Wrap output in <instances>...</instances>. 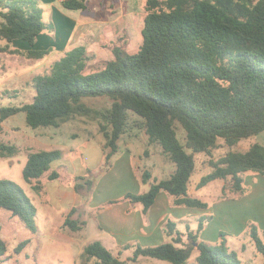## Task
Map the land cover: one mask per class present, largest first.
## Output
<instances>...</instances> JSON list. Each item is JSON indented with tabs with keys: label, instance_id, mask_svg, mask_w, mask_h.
Returning <instances> with one entry per match:
<instances>
[{
	"label": "trees",
	"instance_id": "1",
	"mask_svg": "<svg viewBox=\"0 0 264 264\" xmlns=\"http://www.w3.org/2000/svg\"><path fill=\"white\" fill-rule=\"evenodd\" d=\"M39 4V0H0V39L7 42L1 51L33 59L51 53L53 47H10L17 40L36 44L46 27ZM62 6L86 10L88 0H63ZM145 9L142 45L137 52L115 46L113 59L90 70L87 47L69 49L53 63L50 72L34 78L36 94L31 102L0 107V124L19 112L25 113L27 126L34 130L59 128L78 116L100 120L107 139L103 149L109 169L112 157L120 150V139L128 132L130 116L141 119L148 146L158 145L159 153L174 169L165 178L145 170L142 181L150 184L148 191H129L107 204L124 200L141 203L146 214L164 191L173 205L207 209L209 203L190 190L199 154L208 156L211 171L201 177L198 189L222 180L221 198L249 193L245 175L253 172L264 176V145L255 142L245 151L228 150L217 159L214 151L264 131V0H146ZM88 97H108L112 105L95 109L84 102ZM19 152L15 143H0V157ZM145 153L148 155L149 149ZM61 158L60 149L29 151L23 168L25 180L36 181V190L44 189V178H62L59 170L52 169V163ZM64 183L89 199L96 186L95 171L88 167L84 175ZM0 207L18 216L32 233L37 232L38 208L20 184L0 179ZM77 211V207L72 208L65 221L72 231L87 223L74 217ZM212 217H201L198 230L188 228L186 232L169 218L165 232L170 241L136 245L127 259L116 256L101 241H92L81 255L82 264H128L140 256L173 264H242L238 253L229 250L226 234L221 232L217 244L200 240L205 222ZM248 234L264 264V229L252 224ZM31 241H21L15 251H23ZM195 250V262L190 263ZM8 252V242L0 232V262L7 259Z\"/></svg>",
	"mask_w": 264,
	"mask_h": 264
},
{
	"label": "rangeland",
	"instance_id": "2",
	"mask_svg": "<svg viewBox=\"0 0 264 264\" xmlns=\"http://www.w3.org/2000/svg\"><path fill=\"white\" fill-rule=\"evenodd\" d=\"M92 1H100L102 6L98 14L100 28L97 33L90 32V35L82 39L81 43L83 42V45L87 47L88 54L91 56L89 69L96 70L102 68L104 63L110 60V56L113 55L112 59L114 58L112 50L115 46H122L131 53L139 50L143 39L142 29L146 15V0ZM39 2L43 12L42 20L46 24L45 31H47L52 27L50 9L43 3V0H39ZM107 17L116 26L117 30L114 33L106 32L103 29L102 21L103 18ZM104 28L106 29V27ZM74 42L76 43V41ZM6 45L7 42L0 39V48H4ZM10 47L15 48V45L11 44ZM63 55L61 51L54 52L53 49L45 58L33 59L0 50V107L20 106L31 102L36 94L34 78L39 74L50 72L53 63ZM84 102L90 107L101 110L110 108L112 105V100L108 97H88L84 99ZM25 117L24 112H19L0 124V143L10 142L20 147V152L17 155L6 158L0 157V179L7 178L17 182L33 200L38 208L36 216L37 233H32L18 216H14L9 210L0 207V232L9 245L8 257L0 264H74L76 255L80 254L79 246L69 238L73 235L70 228L61 227L66 216L64 213L56 211L50 202L46 189V183L49 180L44 178V189L36 190L33 187L36 181L33 184L27 182L23 176V168L29 151L60 148L63 153H68L69 150L73 152V149L76 148L75 158L79 157L77 160L84 161L86 166L87 158H84L82 151L87 149V138H95L96 142L98 139L100 141L98 144L102 149L101 141L105 143L107 139L101 130L100 120L91 117L78 116L65 122L59 128L49 127L35 130L27 126ZM139 122L141 119L134 115L130 116L128 132L119 141L121 151L117 156L120 157L121 153L129 151L139 176H142L145 170L150 169L159 178H165L174 167L159 153L158 145L148 146L145 129L141 127ZM179 135L183 138L181 129H179ZM255 142L264 145V131L257 136L241 140L233 147L224 145L216 149L214 157L217 159L228 150L245 151ZM146 149H149L148 155L145 153ZM107 150L109 151L110 148ZM117 156L115 158H118ZM197 157L198 166L192 176L190 190L192 194L207 201L210 209L200 208L202 212L197 216L186 217L185 222L191 230L196 231L198 230L199 219L212 215V219L205 222V227L200 232L201 235L205 230V241L217 244L222 239L221 235L226 234L229 250L238 253L242 264H263V258L257 253L248 234V229L252 224H256L261 230L264 229V176L253 172L247 173L245 182L250 186L249 193L221 198L224 184L222 180L211 181L198 189V182L204 174L211 171V167L208 163V156L199 154ZM103 159L102 165L94 169L97 188V190L94 189L95 193L118 195L134 187V182L129 177L126 168L120 167L108 172L109 165L106 167L105 156ZM61 170L63 173L60 180L63 183L69 180L70 175L65 173L68 172L66 166ZM102 172L104 173L102 174ZM104 178L111 180L112 183L116 180L117 182L121 181V183L118 186L111 185L109 181L105 182ZM106 183L115 189L104 190L103 185ZM148 188L149 185L146 186V189L144 188L145 191ZM103 190L104 192H102ZM184 227L182 222H178L180 230L184 231ZM64 228L69 230L70 234L62 233ZM28 238H31V243L23 251L16 252L15 249L18 244ZM196 255L197 251L195 250L189 259L190 263L195 262ZM163 262L164 264H173L168 261Z\"/></svg>",
	"mask_w": 264,
	"mask_h": 264
},
{
	"label": "crops",
	"instance_id": "3",
	"mask_svg": "<svg viewBox=\"0 0 264 264\" xmlns=\"http://www.w3.org/2000/svg\"><path fill=\"white\" fill-rule=\"evenodd\" d=\"M62 1L63 0H43V3L50 9L52 27L47 31L44 30L38 37L34 46H30L28 43L20 40L15 41L13 45L23 50L30 48L47 49L53 47L54 52L61 51L62 54H65L70 48L83 45L81 40L88 37L90 32L93 31V33H97L99 31L100 23L98 14L99 10L102 8L100 1L88 0V8L86 10L65 9L62 6ZM102 24H104L103 29L106 30V32L114 33V31L117 30L114 22H111L108 17L103 18ZM104 27H106V29ZM74 41H76V43ZM112 57L113 55L110 56V59H112ZM94 139L95 138H87V149L82 151L84 158H87L86 166L84 161L77 160L79 157L75 158V154H77V149L75 148L73 152L69 150L68 153H63L62 151V158L52 163V169H57L62 174L63 170H61V168L66 166L68 172L65 173L70 175V177H74L77 175H84L88 167L93 169L98 168L104 162L103 158L105 154L102 147L98 144L100 141L97 139L98 142H96ZM101 143L104 145V142L101 141ZM60 150L62 149L60 148ZM120 151L121 150H119V152ZM119 152L114 155L112 166L108 169V172L111 169L120 167L127 169L129 177L134 182V187L127 189V191L125 190L124 193L118 195L114 193L113 195H109L108 193L99 195L94 191L91 198L87 199L78 194L73 187L64 182L62 183L60 180L61 178L46 183V189L52 206L55 207L54 209L56 211L62 214L64 213V216H66L61 226L62 228L65 226L68 214L74 207L78 208L74 217L82 218L87 222L81 230H71V234L73 235L69 237L79 246L78 250L81 255L87 244L98 240L116 256H119L121 259H127L133 254L136 245L144 247L156 246L170 241V238L165 232V226L169 218L175 220L177 224L178 222H182L185 229L181 231L186 232L190 226L185 222V218L197 216V214L202 212L200 208L173 205L172 198L164 191L158 194L155 203L146 214L143 211V205L141 203L134 204L129 200H124L114 204H107L110 200L122 198L125 193L129 191L144 193L146 192V186L149 185L150 187V184L144 183L142 181V176H139L138 172H136L130 152L124 151L121 153L122 155L118 157L117 155ZM116 156L118 158H115ZM103 173L104 172H102V174ZM104 180L105 182L111 181L105 178ZM120 183L121 181L117 182V180L114 183L110 182L111 185L115 186H118ZM103 188L106 191L108 188L111 190L115 189V187L107 183L103 185ZM95 189L97 190L96 186ZM104 190L102 192H104ZM191 231H194V229ZM65 232L70 234V231L67 229L62 233ZM203 232L204 233L200 235V240L205 241V230ZM80 254L76 255L74 264H82L80 259L81 256H79ZM156 260L157 262H155ZM163 261L166 260L140 256L136 262H129L128 264H164Z\"/></svg>",
	"mask_w": 264,
	"mask_h": 264
}]
</instances>
